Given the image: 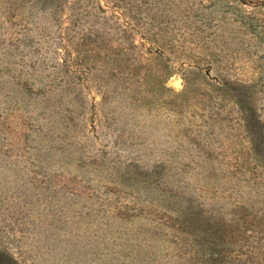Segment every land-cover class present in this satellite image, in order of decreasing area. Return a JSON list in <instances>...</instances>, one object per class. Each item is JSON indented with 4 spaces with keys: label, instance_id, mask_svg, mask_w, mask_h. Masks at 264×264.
I'll list each match as a JSON object with an SVG mask.
<instances>
[{
    "label": "rangeland",
    "instance_id": "374dc122",
    "mask_svg": "<svg viewBox=\"0 0 264 264\" xmlns=\"http://www.w3.org/2000/svg\"><path fill=\"white\" fill-rule=\"evenodd\" d=\"M258 2L0 0V264H264ZM137 75L164 79L175 106L127 117L107 93L124 90L105 79L132 88ZM136 80L135 95L147 97ZM93 111L144 126L162 150L153 153L160 199L155 189L144 200L141 184L121 176L146 154L93 160L108 141H88ZM183 206L204 216H194L200 233Z\"/></svg>",
    "mask_w": 264,
    "mask_h": 264
},
{
    "label": "trees",
    "instance_id": "16d2710c",
    "mask_svg": "<svg viewBox=\"0 0 264 264\" xmlns=\"http://www.w3.org/2000/svg\"><path fill=\"white\" fill-rule=\"evenodd\" d=\"M243 3H259L258 1H262V0H241ZM51 60H53L54 62V58L53 56H51ZM56 60V58H55ZM88 64H86V71L85 74H83V77H85L86 79V84H83V87L86 88H90L91 87V82H93L96 77L94 72H92V67H90L89 62H87ZM92 64V63H91ZM137 66L138 63L136 62ZM94 70V69H93ZM88 73V75H87ZM86 75V76H85ZM71 78L73 79L74 83H78V81L76 80V76L71 74L70 75ZM82 78V76H81ZM126 79L125 77L120 78L117 77L115 79H105L108 83L107 85H113V89L117 88V84H119L121 86V88L124 90L123 95L119 96L118 94H122L120 92H115L114 90H108L107 89V93H112V96L116 97V100H114V102H116L118 105H123L125 107L126 110H129L130 112L127 114V117L130 118V116L134 117V111H138V110H143V111H150L153 110L155 108H157V106L163 107V106H171L172 108L175 106V102L172 100V97H170L171 93L168 90L166 84H165V80L160 78H157L155 76L151 77V79H144L143 76H135L131 82L132 88L126 87L125 83H126ZM136 79L140 80V84H142L143 82V92L147 95V97H143L142 99H139L137 97L138 93V88L136 85ZM100 84H101V77L99 78ZM70 83H72V81H70ZM103 85L105 86V84H101V86L103 87ZM29 86L28 84H25L24 87ZM70 88H72L71 84H70ZM96 89V88H94ZM97 95H100L102 100H105L104 98H109V96L111 97V95L105 94L103 92H101L100 90H95ZM106 91V90H105ZM133 91V94H131V92ZM45 92H42L40 94H42L43 96ZM177 96H175L174 93H172V96L175 98V100H180V98L182 97V95L177 94ZM78 97H75L73 99L77 100ZM111 99V98H109ZM87 104H89L87 101L85 100ZM85 104V102H82V104ZM174 104V105H172ZM82 110H81V114H83V105L81 106ZM87 108H85L84 110H86ZM91 109V108H90ZM96 108H92V110H94ZM113 109V108H111ZM98 110V109H97ZM88 110H86L87 112ZM106 113V112H105ZM104 118L102 116L101 118V112L99 111V114H97L96 112H92V116H91V124L90 126H85V131L87 132L86 134H89V137L87 136L88 141L92 144L93 142V137L92 134H94V136L96 135V137H99V135H101V138H108L107 140H103V148L98 151V156L100 157H94L93 160H96L98 162H100L102 165H106V160H110L109 157L107 156V154H146L145 156L140 155H132L130 157L129 160H131V163H126V167L121 171V176H124V178L129 179L127 180L128 183L132 184L133 183H139L141 184L142 187V191L144 194V200L147 197L148 193L153 192V190L156 189L157 193H158V197L160 199V194L159 192H161L162 189L157 188L158 184L155 183V178H156V168H157V156H153L154 152H161L162 150L159 149L157 146L153 145L151 142H149V139L147 137H144V130H141V128H144V126H140L136 123H130L128 124L129 120L131 119H127V118H123V122H125L126 126L122 127L123 123L119 122H115L113 116H105ZM56 114H59V112L57 111ZM124 114V113H123ZM98 116V117H97ZM210 119V116H209ZM63 120V119H62ZM65 121H63L65 124H68L70 122H72V118L71 117H65L64 118ZM69 122V123H68ZM120 124V125H119ZM116 126H118L119 128H117ZM189 126V125H188ZM66 129L68 128V126L65 127ZM203 131L201 133L205 134L207 139L208 136H210L211 134H213L212 130H209V125L204 124L203 127ZM206 128H208V130H205ZM127 129L128 133H125L128 135L129 138H124L123 134L120 135L119 133L121 131H125ZM189 129V127H188ZM186 132V128L183 129ZM200 131V130H199ZM197 135H201V134H197ZM172 153V152H171ZM147 154L150 156L146 157ZM119 163H122L120 159L117 160ZM125 163V161H124ZM127 173V175H126ZM158 189V190H157ZM180 200H182L181 202H178V206L180 205H184L185 206V202L183 201V199L181 198ZM149 202V200H147ZM148 204V203H147ZM148 206V205H147ZM183 209L180 210V214H182L184 211V207ZM190 212L186 211L185 212V216L187 218H190L189 221H187L185 223V225L187 226V224H189V227L192 228V233H200V229L202 230V228H200L201 225L195 223L194 221V216H199L200 219L203 220L204 216L202 215V213H199L200 210L196 211V208L194 206H190L188 208ZM175 244H177V241H175Z\"/></svg>",
    "mask_w": 264,
    "mask_h": 264
}]
</instances>
